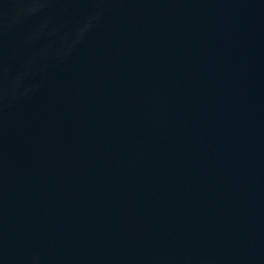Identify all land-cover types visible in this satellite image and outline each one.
Wrapping results in <instances>:
<instances>
[{
    "label": "water",
    "instance_id": "obj_1",
    "mask_svg": "<svg viewBox=\"0 0 264 264\" xmlns=\"http://www.w3.org/2000/svg\"><path fill=\"white\" fill-rule=\"evenodd\" d=\"M0 264H264V0H0Z\"/></svg>",
    "mask_w": 264,
    "mask_h": 264
}]
</instances>
